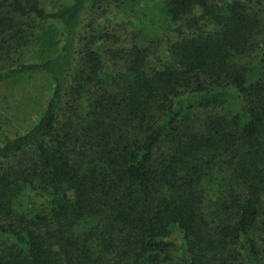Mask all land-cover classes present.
<instances>
[{
	"label": "trees",
	"instance_id": "1",
	"mask_svg": "<svg viewBox=\"0 0 264 264\" xmlns=\"http://www.w3.org/2000/svg\"><path fill=\"white\" fill-rule=\"evenodd\" d=\"M140 1L0 0V107L50 87L23 132L0 111V264H264V0H159L156 64L84 34Z\"/></svg>",
	"mask_w": 264,
	"mask_h": 264
},
{
	"label": "rangeland",
	"instance_id": "2",
	"mask_svg": "<svg viewBox=\"0 0 264 264\" xmlns=\"http://www.w3.org/2000/svg\"><path fill=\"white\" fill-rule=\"evenodd\" d=\"M264 16V12L262 14ZM84 34L104 33L110 36L105 49L118 46H129L133 41L143 43L153 53L151 60L154 64L158 59L167 58V48L177 37L175 26H169L162 12L159 0H143L128 11L104 4L101 8H90L83 18ZM115 37V38H114ZM104 50V49H103ZM105 57V63L113 70V62ZM7 97V109L4 110L8 118L12 119L11 132H23L25 128L39 118L41 110L46 105L50 87L45 78H37L17 88ZM3 111V105L0 107ZM174 240H180L179 232L175 231Z\"/></svg>",
	"mask_w": 264,
	"mask_h": 264
}]
</instances>
